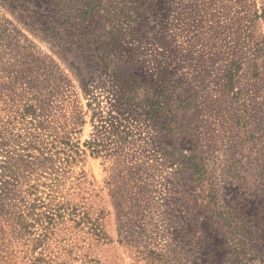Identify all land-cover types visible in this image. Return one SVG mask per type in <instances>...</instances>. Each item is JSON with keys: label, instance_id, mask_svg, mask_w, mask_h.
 I'll return each instance as SVG.
<instances>
[{"label": "rangeland", "instance_id": "rangeland-1", "mask_svg": "<svg viewBox=\"0 0 264 264\" xmlns=\"http://www.w3.org/2000/svg\"><path fill=\"white\" fill-rule=\"evenodd\" d=\"M22 1L0 0V264H264V0H135L139 16L125 25H142L149 47L159 31L153 44L190 95L180 136L206 147L209 177L196 183L171 157L184 151L165 144L177 121L156 154L143 121L125 141L110 132L122 116L103 73L82 91L84 31L59 15L86 0H54L55 39L33 16L41 0ZM231 60L236 77L222 87ZM26 102L36 112L24 119ZM98 135L112 142L91 154ZM68 139L85 150L73 162ZM82 218H99L101 239Z\"/></svg>", "mask_w": 264, "mask_h": 264}, {"label": "trees", "instance_id": "trees-1", "mask_svg": "<svg viewBox=\"0 0 264 264\" xmlns=\"http://www.w3.org/2000/svg\"><path fill=\"white\" fill-rule=\"evenodd\" d=\"M12 1L23 3L22 0ZM123 1L124 3L115 9H110L113 0H108V2H103V0H86L84 8L74 7L72 9L69 8V10L68 6L63 4L59 17L65 23V29L67 26L73 25L75 27L77 25L84 31V37L80 40L79 47L85 53L84 56L89 65L87 64L88 71L84 73V78L82 73L78 74L80 87L85 94L92 93L90 81L96 75L94 72L103 73L107 77V82H109L106 91L112 95L111 98L114 99V106L122 116L117 122L109 118V124L113 130L110 132H113L116 136H119V139L125 141L130 135H133V124L143 121L145 125L154 131L147 138L149 141L145 142H149L156 154H161V138H164L165 135H168L172 131L167 128V124L170 121L172 122L173 119L177 121L175 129L178 138L165 141L166 146L173 148L174 144L184 151V153H180L178 150L175 156L171 154V157L177 160V171L184 172L187 175L186 179L190 183L206 181V179H209L207 175L206 147L196 152V148L198 147L186 142L185 137L180 136L182 128L185 126L186 118L181 116V109L183 108L181 104L188 105L190 95L187 94L186 89L179 88L177 81L170 78L171 72L167 71V64L163 58L164 55L161 54L159 46L157 45L156 47L153 44L161 42V40L155 38V34L159 31H155V36H150L154 40L151 47H149V45H146V36L150 35V33L146 31L143 34L144 28L142 25H139L138 29L137 27L131 28V30L126 29L125 25L130 22V18L139 15L138 9L134 6L137 3L135 0ZM39 2L46 6L47 11H42L40 3L36 4L37 2H33L37 5V7L35 6V10H32L33 16L39 29L43 32L45 31V34L51 35L55 39L57 35L55 32L56 24L52 15H48V12L52 10V7L54 9L56 3L54 0H41ZM104 3L110 5L107 8H103ZM18 5L15 4V7L18 8L20 6L19 8L22 9L21 5ZM108 20L111 21L110 27L104 25ZM139 63L145 67L150 66L151 73L146 81H142L137 74L132 73V71H135V66ZM236 63L231 60L229 64L225 65L222 69L223 73L217 82L218 85L222 87L233 86L237 73ZM177 88L180 89L179 93H177ZM93 99H95L94 96ZM177 108H180L179 111L176 110ZM35 112V104L26 102L22 110V116L25 119L28 116L34 115ZM53 141L55 139L50 142L52 143L51 145L54 144ZM110 142H112L110 136L98 135L87 140L85 144L91 154H98ZM64 143L67 144L68 151L71 153L68 154L71 158L68 162H73L76 156H81L85 153V150L80 149L78 145H75V142L71 143L70 139ZM38 150L43 154L40 149ZM174 160H171V162L175 163ZM34 192H36V189ZM36 207L37 205L33 203V208ZM75 211H72V213L75 214ZM57 214L61 215L58 212L53 215ZM44 217L49 221L53 220L51 216L44 215ZM98 217L100 218L101 216ZM98 219L93 222L89 218L86 219L87 221L82 218L81 221H89L91 224L90 230L98 239H101L103 233L99 229Z\"/></svg>", "mask_w": 264, "mask_h": 264}]
</instances>
